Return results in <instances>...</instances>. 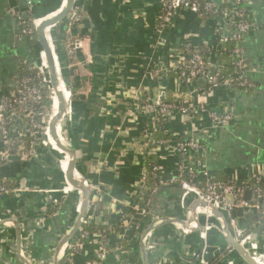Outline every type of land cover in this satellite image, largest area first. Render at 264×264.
Listing matches in <instances>:
<instances>
[{
    "label": "crops",
    "instance_id": "obj_1",
    "mask_svg": "<svg viewBox=\"0 0 264 264\" xmlns=\"http://www.w3.org/2000/svg\"><path fill=\"white\" fill-rule=\"evenodd\" d=\"M29 1H33L35 13L55 0H0V95L6 94L15 80L19 56H25L31 64L39 61L42 65L47 61V55L23 35L22 26L10 12L12 8L26 15ZM247 2L257 24L244 44L248 76L254 83L249 90L225 87L211 90L200 82L187 83L177 74L165 71L184 46L204 47L210 65L217 64L219 24L214 19L182 11L174 17V25L158 38L162 0H79L77 6L83 20L80 27L74 28L73 38H81L83 43L72 57L64 49L59 53L56 28L47 31L46 40L57 57L67 101L65 118L61 120L63 125L66 120V135L63 126L61 139L65 146H69L67 138L72 143L81 175L100 188V193L96 192L99 198L94 196L86 215L90 236L78 251L72 252V264H87L95 257L99 248L93 233L95 227L110 230L107 264H144L139 233L150 217L129 206L132 197L136 203L140 202L135 196L140 185L143 186L147 156L141 144L151 125L149 113H139L145 110L139 105L140 99L183 97L195 107L205 104L217 112H233L231 124L219 130L214 129L209 113L195 116L174 113L165 124L170 142L150 150V154L159 156L165 177L175 172L179 137L196 138L206 145V153L196 160L216 178L234 180L237 186H242L254 174H264V0ZM65 7L66 0H60L58 7L36 18V26ZM63 64L77 67L71 71L74 78L69 83L74 92L68 91ZM51 91H55L53 87ZM46 134L48 144L52 145L50 132ZM61 149L58 156L50 146L39 144L29 161L14 159L0 165V179L14 186L13 194L0 198V218L13 217L20 223L21 252L32 264H52L57 245L75 224L82 207V198L65 178L68 167L64 168L63 163L69 154ZM77 177L83 180L79 174ZM65 186L69 187L68 192L62 190ZM242 194L256 204L252 189ZM182 196L179 184L162 186L152 197V211L182 216L191 208L184 211L180 207ZM226 199L235 201V193H228ZM59 200L63 203L58 212ZM188 201L194 202L192 197ZM235 215L239 224L257 235L259 253L245 249L251 257L262 259L264 225L257 224L258 211H245L241 217L236 211ZM161 220L149 237L156 244L153 258L159 264H203L202 255L196 254L204 246L199 236L202 230L192 226L191 232L197 233L184 234L176 226L179 222L186 227L185 224L170 222L178 219L157 221ZM225 220L226 224L218 216L214 218L224 233L217 226L212 228L208 232V246L229 245ZM78 236L79 233L61 251L59 263ZM17 248L15 224H0V264H23ZM146 252L148 264H152L151 255ZM226 259L246 264L236 250L225 256L216 250L211 263L223 264Z\"/></svg>",
    "mask_w": 264,
    "mask_h": 264
},
{
    "label": "built area",
    "instance_id": "obj_2",
    "mask_svg": "<svg viewBox=\"0 0 264 264\" xmlns=\"http://www.w3.org/2000/svg\"><path fill=\"white\" fill-rule=\"evenodd\" d=\"M79 0H75L74 8L68 16L75 18L77 24H72L74 28L80 27L82 24V14L79 17L75 6ZM163 6L158 20L157 36L160 38L166 30L174 25V17L182 11L192 12L204 19H214L218 22L217 30L219 57L222 58V49L225 44H233L228 51L230 59L234 65V70L227 76H223V63L220 62L218 67L210 65L207 58V51L202 46H184L178 53L174 63H171L165 71L177 74L178 78L187 83L200 82L201 86H208L211 90L225 87L235 91L249 90L253 88L254 83L248 76V57L244 47L248 35L257 28V24L253 19L251 9L247 0H162ZM12 16L16 17L22 26L23 35L31 41H34L36 34L34 14V3L29 1L26 15L10 9ZM67 16V17H68ZM68 36V35H67ZM73 34L68 36L67 51L70 57L79 49L81 41L73 38ZM73 41V42H71ZM17 66V74L6 94L0 95V165L10 160L29 161L35 155L36 148L39 144L50 145L47 141V130L50 123V112H45V94L46 89H52L47 68L41 63L31 64L25 56H19ZM51 99V92L49 95ZM139 105L144 106L150 114L151 125L146 130L144 140L145 154H150L152 143V135L156 131V123L165 124L174 113H181L187 116H195L198 114L209 113L214 129H224L231 124L233 112L226 110L217 112L213 108L201 104L194 106L187 98H177L175 101H167L165 98H157L153 102L148 99H140ZM169 140H161L158 144H167ZM157 144V145H158ZM50 147L55 150L51 145ZM147 148L149 152H147ZM176 150L178 153V163L175 172L171 177H165L161 172L160 164L150 163L145 168V179L139 195L140 202L137 203L135 210L141 212L143 216L151 217L155 214L148 206L152 202L153 195L162 186L171 184H179L183 190L181 204L186 203L187 207H193L195 202H204L206 206L198 205L196 207L204 208V213L208 214L210 207L220 208L229 215L231 228L233 230L236 241L244 248L254 249L258 254L259 242L257 235L249 228L241 227L238 223L235 212L242 207H256L258 211L257 224L264 225V174L257 173L248 180L244 185L237 186L234 180L221 181L207 169L202 163L198 164V158L206 153V145L199 139L192 137H179L176 140ZM147 157V156H146ZM81 175V173H80ZM83 182L90 191V203L92 201L91 192L98 190V186L89 183L86 178L81 175ZM147 176L151 177V184L147 181ZM66 178V173H65ZM251 181L252 184L248 182ZM150 184V186H149ZM10 183L0 179V198L13 194L14 190ZM246 189H252L256 197V204L242 197V193ZM228 193H235V201L229 202L226 199ZM81 197V196H80ZM192 197L193 203L188 201ZM89 203V205H90ZM188 214V212H186ZM189 215V214H188ZM214 215H208L206 221L202 225H196V228H205L199 232L200 238L204 242L202 255L203 264H212L207 261L206 244L208 232L214 228L220 227L214 221ZM200 218V217H198ZM166 219V218H163ZM227 219V218H226ZM228 223V221H227ZM88 220L85 218L82 224L79 236L73 242V246L67 251L65 258L59 264H72V252L80 249L82 242L90 236V232L85 226ZM184 234H192L189 225L180 226ZM109 229L94 228V234L98 241V250L95 257L87 264H102L107 262L109 258L108 234ZM190 231V232H188ZM220 231L223 232L222 229ZM227 233H225V236ZM150 239V238H149ZM155 249L153 238L150 239ZM68 245V244H67ZM220 254H226L234 251L232 245L225 248L217 247ZM22 254H24L22 252ZM249 254V253H248ZM261 254V253H260ZM263 254V253H262ZM159 264V262L157 263ZM228 264H235L234 260L228 259Z\"/></svg>",
    "mask_w": 264,
    "mask_h": 264
},
{
    "label": "water",
    "instance_id": "obj_3",
    "mask_svg": "<svg viewBox=\"0 0 264 264\" xmlns=\"http://www.w3.org/2000/svg\"><path fill=\"white\" fill-rule=\"evenodd\" d=\"M75 0H66V7L62 10H60L59 13L55 14L53 17L48 18L45 20L39 28H37V35H38V43L40 45V49L47 55V70L50 78V83L52 87L55 89V92L57 94V98L59 101V110L57 115L50 120L49 123V129L50 132L54 138L55 141L58 142L59 146L63 147L65 151L69 154L70 158V164L68 167V170L66 172V179L69 183H71L74 187V190L81 196L82 198V207L79 211V216L73 225V227L69 230V232L60 240L59 244L57 245L55 249V255L53 258L52 264H59L58 262V256L61 253V251L65 248L67 244L72 242L73 238L80 232L82 224L84 222V219L86 218L88 208H89V203H90V191L86 187L85 183L83 182L84 180H79L78 179V174L80 175V172L77 167V154L72 146V143H68L69 146H65L59 141V134H57V126L60 120L63 119L65 116V113L67 111V101H66V96L61 88V80H60V74L57 69V57L53 53V49L49 45V43L46 40V34L47 31L53 27H56L64 18H66L71 11L74 8ZM221 62V59L218 60L217 64L215 67L212 68V71L215 70L219 63ZM38 63V62H37ZM68 91L70 90L68 85H67ZM163 98V97H161ZM68 142V141H67ZM60 153V152H59ZM60 161V159H59ZM61 167V165H60ZM81 176V175H80ZM198 205L201 206H206L204 202H195L193 204V207H196ZM253 211L254 213H257V208L256 207H242L237 210L238 216H242L245 211ZM208 215H214V216H223L227 218V228L226 232L227 233V240L230 245L234 247V249L238 252L240 257L246 262V264H254L251 256L244 250V248L236 241L233 230L231 228V222L229 215L226 211L216 208V207H210L208 214H204L200 218H195L193 216L188 215L186 212L181 216H170L169 214L165 213H156L153 216L150 217L149 221L141 228V231L139 233V239L140 243L142 245V248H145L148 253L151 255V261L152 264H157L158 261L153 258V252H154V247L153 244L151 243L149 239V232L151 230L152 225L160 219L166 218L169 219L171 217H174L178 220H180L183 224L189 225V226H196V225H202L205 221ZM5 222H11L15 224L17 228V245H18V250H19V256L23 264H32L21 252V225L20 223L15 219V218H0V224L5 223ZM218 248L216 246H208L206 248L207 252V261L211 263V260L213 259V254ZM203 250V246L201 249L196 253L197 256L201 254ZM102 264H107V262H103ZM223 264H228V260H224Z\"/></svg>",
    "mask_w": 264,
    "mask_h": 264
},
{
    "label": "rangeland",
    "instance_id": "obj_4",
    "mask_svg": "<svg viewBox=\"0 0 264 264\" xmlns=\"http://www.w3.org/2000/svg\"><path fill=\"white\" fill-rule=\"evenodd\" d=\"M59 2L60 1H53V2H51V3H45V5L43 6V9L42 10H38V11H36L34 14H33V18H36V17H38V16H40V15H42V14H46V13H48L51 9H53V8H56V7H58L59 6ZM79 2V1H78ZM77 2V3H78ZM75 10H77V11H79L78 12V15H76V17H79L80 15H81V12H80V10H79V7L77 6V4H76V6H75ZM82 16V15H81ZM65 21H62L61 22V24H59V27L55 30V34H57V36H58V39H57V43H58V50H59V53H61L62 52V49H64V51L68 54V51H67V43L70 41H68V39H67V35L68 36H71V34H74V27L72 26V24H77V22H76V19L75 18H71V16H68V17H66L65 19H64ZM34 36H35V34H34ZM35 41V40H34ZM33 41V43H34V46L35 47H38L37 45H36V41L34 42ZM71 42H73V41H71ZM32 43V44H33ZM69 55V54H68ZM73 55H75V54H73ZM71 61H72V59H70ZM39 62V61H38ZM41 65V64H40ZM44 65L45 64H42V66L44 67ZM74 68H77L76 66H74V67H72V66H68V65H64L63 64V70H64V72H65V76H66V83H67V85H68V87H69V91L70 92H74L73 90H71V88H70V86H69V83H70V79H72V78H74V75L73 74H71V71L73 70H75ZM85 84H87V83H85ZM86 87H89V85L87 84L86 85ZM157 98H154L151 102H153L154 100H156ZM52 104V103H51ZM52 106V105H51ZM139 113H141V114H146V110H142V112H139ZM149 116H150V114H149ZM151 120V119H150ZM148 123V122H147ZM64 131H65V135H66V120L64 121ZM145 136H146V134L143 136V138H144V140H145ZM140 137H141V134H140ZM67 138V137H66ZM171 140V139H170ZM170 140H169V142H170ZM67 141H68V143H70V141L68 140V138H67ZM53 145V144H52ZM51 145V146H52ZM50 146V145H49ZM145 146H146V144H141V147H142V149H144L145 148ZM53 147V146H52ZM140 147V148H141ZM144 153H145V151H144ZM58 156H60V153L58 152ZM143 172H144V176H145V168L143 169ZM63 174H64V172H63ZM96 185V184H95ZM98 186V185H97ZM100 191V188H99V186H98V190H96V191H92L93 192V194H91L92 195V200H93V198H94V196H96V195H98V194H96V192L97 193H100L99 192ZM91 192V193H92ZM140 193H141V185H140V187H139V191L137 192V196H135V197H139V195H140ZM136 195V194H135ZM97 199L99 198V195L96 197ZM97 202V201H96ZM61 203H63V200H59L58 202H57V210L59 209V207H61ZM136 205H137V203H136V200H134L133 199V197H132V199L130 200V204H129V206H130V208L132 209H134L135 207H136ZM180 207L185 211V208L187 207V205H186V203H184V204H181L180 203ZM58 212H59V210H58ZM179 228V227H178ZM222 232V231H221ZM67 257V256H66Z\"/></svg>",
    "mask_w": 264,
    "mask_h": 264
},
{
    "label": "trees",
    "instance_id": "obj_5",
    "mask_svg": "<svg viewBox=\"0 0 264 264\" xmlns=\"http://www.w3.org/2000/svg\"><path fill=\"white\" fill-rule=\"evenodd\" d=\"M60 1V0H59ZM65 19V18H64ZM62 22V21H61ZM61 22L59 24H61ZM59 24L55 27L56 29L59 27ZM68 37V36H67ZM34 41L36 43V45L40 48V45L38 43V35H37V31L35 34V38ZM233 47V44H225L223 46L222 49V58H221V62L223 63L224 67H222V72H223V76L227 77L233 70H234V65L231 62L230 59V53H229V49ZM64 76H65V72H63ZM65 80H66V76H65ZM70 85V84H69ZM70 88H72V86L70 85ZM72 90V89H71ZM50 88L46 89V94H45V112H50L51 110V103H52V99L49 98L50 95ZM165 100L167 101H175L177 99L174 98H165ZM171 136H169L168 134H166L165 132V127H164V123L158 122L156 123V131L153 133L152 135V143L149 144L151 146V148H156L157 144L159 141L161 140H170ZM1 163V162H0ZM150 163H155V164H159V156L157 154H148L145 160V165L146 167L150 164ZM148 171L150 170V165L147 167ZM218 180L221 181H226L227 179H220L218 178ZM147 181L149 183L152 182L151 177L147 176ZM249 184H252L251 181L248 182ZM149 209H152L151 204L148 206ZM241 227L242 224H239ZM86 229H88V226H85Z\"/></svg>",
    "mask_w": 264,
    "mask_h": 264
},
{
    "label": "bare ground",
    "instance_id": "obj_6",
    "mask_svg": "<svg viewBox=\"0 0 264 264\" xmlns=\"http://www.w3.org/2000/svg\"><path fill=\"white\" fill-rule=\"evenodd\" d=\"M35 26H36V24H35ZM40 27V26H39ZM38 26H36V29L37 28H39ZM48 32H49V30H48ZM48 34V33H47ZM46 34V35H47ZM51 37V36H50ZM46 39H47V36H46ZM80 39V41H81V43H83V40L81 39V38H79ZM47 66H48V64H47V61H46V63H45V65H44V68H47ZM47 70V69H46ZM59 70V69H58ZM61 74V73H60ZM47 76H48V73L46 74ZM60 80H61V88L63 89L64 88V86H63V82H62V79H61V77H60ZM55 90V89H54ZM63 91L65 92V90L63 89ZM52 93H51V99H52V106H51V110H50V115H49V118H50V120H52L56 115H57V113H58V110H59V101H58V98H57V94L55 93V91H51ZM65 118V117H64ZM65 120V119H64ZM64 123V122H63ZM62 130H63V124H62V122H61V120H60V122L58 123V126H57V134H59V141L63 144V141H62V139H61V132H62ZM48 132H50V129L48 128V130H47V132L46 133H48ZM50 134H51V132H50ZM51 137H52V139H53V148H55V150H56V152H61V148H63V147H61V146H59V144H58V142L57 141H55L54 140V138H53V136H52V134H51ZM65 144V143H64ZM63 151V150H62ZM69 164H70V158H69V155H68V157L65 159V162L63 163V166H64V168L67 166V167H69ZM80 180V179H79ZM68 189H69V187L68 186H65V187H63V191L64 192H68ZM204 208H200V207H191L190 208V210H188V214L190 215V216H193V217H195V218H198V216H200L201 214H203L204 213ZM221 220H222V222H224V224H226V220H225V217H223V216H218ZM180 220H170V222H174V223H177V222H179ZM162 222V220L161 221H156L153 225H152V227H151V230H150V232H149V234H148V236L150 237V235H151V232H152V230H153V227L154 226H156V225H158L159 223H161ZM177 224H179L180 226H182L181 224H180V222L179 223H177ZM184 226V225H183ZM199 229H200V231L201 230H204L205 231V228L203 229V228H200L199 227ZM143 249V253H144V264H148V260H147V252H146V249L145 248H142ZM263 258L262 259H260V260H258L257 258H253V257H251L252 258V260H253V262H254V264H264V255L262 256ZM65 258V257H64ZM63 258V259H64ZM62 261V260H61Z\"/></svg>",
    "mask_w": 264,
    "mask_h": 264
}]
</instances>
